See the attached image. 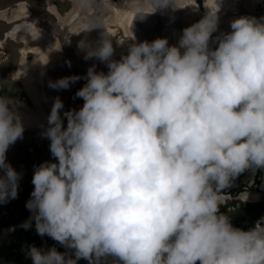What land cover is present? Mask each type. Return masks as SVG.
<instances>
[{"label": "clouds", "instance_id": "obj_1", "mask_svg": "<svg viewBox=\"0 0 264 264\" xmlns=\"http://www.w3.org/2000/svg\"><path fill=\"white\" fill-rule=\"evenodd\" d=\"M207 6L178 44L133 43L119 61L107 30L96 47L80 41L85 59L109 70L89 68L76 93L83 106L64 112L66 127L55 98L44 132L55 162L35 169L23 227L34 220L39 235L89 264L106 256L121 264H264V218L243 230L219 212L232 178L264 168V19L233 20L212 48L218 8ZM24 131L17 102L0 95V203L18 195L21 177L7 151ZM29 254L33 264H75L56 248Z\"/></svg>", "mask_w": 264, "mask_h": 264}, {"label": "flooded vegetation", "instance_id": "obj_2", "mask_svg": "<svg viewBox=\"0 0 264 264\" xmlns=\"http://www.w3.org/2000/svg\"><path fill=\"white\" fill-rule=\"evenodd\" d=\"M56 1L57 0H0V37H2L4 41L6 40L7 37L15 38L19 36V38H21V42L24 41L25 43L26 38L32 37L31 39H29L30 44H36V43L41 44V42L43 43L50 42L51 41L50 39L52 38L54 40H52L51 42L53 43L55 41L53 43L55 45L54 48L56 49L57 46H59L58 48L59 54L56 57V60H54L52 64L48 66L49 68L46 69V73H44L43 75V78H42L43 89L45 88V84H44L45 75H47V73L50 72L52 68L55 69V67L57 66H59V69H58V73L56 74V77H57L56 80L63 78L65 76L66 77H70V76L80 77L78 81L71 84V88H73L78 82L80 83L81 80L84 81V85H85L87 83L88 70L89 68H92L93 66L95 67L96 72L107 73L109 70L107 67V62L99 61V62L93 63L91 59H93L94 57L90 59H85V56H82L80 54L81 48L80 47L77 48V46L74 45V42L71 40L74 35L73 32H78L76 33L78 34L77 36H81L82 39H84L85 38L84 33L86 31L89 32L88 30L89 28L91 29L90 33L93 32L92 34L94 35L93 36L94 38L92 36L91 37L95 39L96 38L95 35L98 36L99 38L100 35H102V33H104L107 30V27H106L107 24H105L104 16L108 14L106 10L104 9L107 8V10H109V8L105 4V2L107 3L108 0H99L98 2L94 0L97 3L95 9L92 7L95 4V2H92L93 0H89V4L86 6L81 3V0H77L78 2L76 0H68L69 2L63 3L60 6L61 7L60 9H59V6L55 3ZM63 1H66V0H63ZM193 1H194L193 2L194 4L191 8L192 9L191 11H187L182 6H179L176 0H172V2L169 3L166 7L157 6L156 11L161 13L164 10L161 14L163 18H161V16L160 18L159 17L152 18L151 25L148 24V21L150 19L152 12H155V10L152 12L144 11V12H149V13L141 14V15H146V16L138 15L137 19H135V22L133 23V26H131L137 38L138 43H140L139 42L140 37L143 39L142 36L144 34V31L148 30L150 33L149 35H151L153 33V29L155 27L156 28L158 27L159 30H158L157 38L167 37L169 41V45L178 44L179 38L183 34V30L185 28L190 27L194 24H197L202 19H204L206 16H208L209 13L212 11L211 8L208 9L209 7L206 6L205 0L202 6L197 2V0H193ZM75 2L79 5V12L77 14H75L76 12H74L73 14L72 13L70 14V11L72 10L73 4H75ZM238 3H239L238 4L239 12L241 14L239 13L237 16H246L242 14L243 12L242 9L248 8L251 11L252 6L254 7L255 5H259L260 0H244V1L238 0ZM76 7L78 8V6ZM216 8H213V10H215ZM204 10L209 11L207 15H204ZM10 12L11 14L9 16ZM229 12L233 14L231 10H227L228 14ZM227 13L226 12L223 13L225 17H222L221 19H219L220 18L219 14H216V16L218 17V27H217L216 32H214L212 35V42H210V47L212 48H215L216 46H218V44L216 43V38L219 36V30L223 27V25H225L224 19L232 16V15L227 16ZM63 14H65V16H63ZM87 19L94 20V21H91L92 22L91 23L90 21H86ZM157 19L161 21V24L155 22V20ZM76 20H78L77 23L75 22ZM228 22L231 25L232 20L230 19L228 20ZM72 23H74L73 26L75 27L73 29H71ZM92 24H93V27H92ZM120 27L122 28V26ZM37 30H38V33L40 32V35L37 33L39 36H42V35L45 36V38L41 39V42L33 38L34 35H36L35 32H37ZM122 30H123L124 35L127 38V35L123 28ZM71 31H73L72 32L73 34L69 37L67 33H70ZM58 34L62 36V39L60 40L58 39L59 38ZM92 38H89L87 40V43L89 45L91 44V42L96 43L95 40H92ZM111 39H112V44H113L114 38H111ZM141 42H144V41L142 40ZM56 44L58 45L56 46ZM23 49L24 48L21 49V54L23 53L22 51ZM27 53L28 55L29 54L33 55V52L30 49L27 50ZM127 53L128 52H124L120 55L113 56L112 59L119 61ZM59 56H61V58H59ZM34 57L32 58V60L34 59ZM32 60H27V61H32ZM68 60H72V62L67 63ZM80 88L82 87L79 86L77 88L72 89L73 96L70 99L69 110L74 109L78 111L83 106V103H84L83 99L76 96V93ZM65 111H68V110H67V106L65 107V104H64V108L61 109V115H63ZM65 123L66 122L64 121V126L66 127L67 124ZM42 132H45V130ZM250 169L251 168L246 169L243 175L239 174L238 176L232 178V181L230 182L229 186L224 188V191L221 192V195L224 196L223 203H225L227 199H242L244 201H260L261 203L264 204V199L263 200H249V199L243 198L242 196V192L244 191L242 189H245V187H247L248 182H246L245 179ZM258 169L259 168H255V174H254L255 182H256ZM260 169L262 171V177H263L264 169L263 168H260ZM262 217H260L257 221H259ZM237 228H240V227L237 226ZM197 264H200V262L197 261Z\"/></svg>", "mask_w": 264, "mask_h": 264}, {"label": "water", "instance_id": "obj_3", "mask_svg": "<svg viewBox=\"0 0 264 264\" xmlns=\"http://www.w3.org/2000/svg\"><path fill=\"white\" fill-rule=\"evenodd\" d=\"M154 17L160 18V14L150 16V18ZM155 22L161 24L159 19ZM158 30V27H155L151 35L148 30L144 31L143 41L155 40ZM70 62L72 60L67 61V63ZM58 69L59 66L45 75V94L53 103L55 98L59 97L69 110L70 99L73 96L72 89L83 87L84 81L81 80L73 88L70 86L67 89H53L49 83L56 81ZM63 119L67 124L66 117L63 116ZM7 161L16 169L21 178L17 197L6 203H0V264H33L29 254L33 246L47 252L51 248L58 250L59 244L48 235H39L34 220L31 222V227L27 229L23 227V224L32 216L26 203L31 198L34 189L32 178L35 169L45 161L55 162V158L50 152V141L38 133L30 137H22L10 145L7 151Z\"/></svg>", "mask_w": 264, "mask_h": 264}, {"label": "rangeland", "instance_id": "obj_4", "mask_svg": "<svg viewBox=\"0 0 264 264\" xmlns=\"http://www.w3.org/2000/svg\"><path fill=\"white\" fill-rule=\"evenodd\" d=\"M96 1L98 2L99 0H96ZM133 1L137 2L138 4H141V3L144 4L145 3V0H114V1L108 0L107 3L104 1L106 6L109 8V12H110L108 15H106L104 17L105 18V24H107L108 32L114 34V36L111 37V38H114V40H113L114 43H117V42H120V41H124L127 38L124 35L123 30L120 27V25H118V23L115 22L114 17H112V18L109 17V15L111 13H113V12H111V9H112V6H113L111 4L113 2L115 5L120 7L122 12L126 13L127 10H128L129 5H131V2H133ZM66 2H69V1L68 0H66V1L57 0L55 3L59 6V9H60L61 8L60 6L63 3H66ZM92 2H95V1L93 0ZM151 2H153V1L151 0ZM205 2H206V5H207L209 0H205ZM128 3H130V4H128ZM222 3H223V5L221 7L215 6V7L218 8V11L215 14H219V16H220L219 19H221L222 17H225L223 15V13H225V12L227 13V10H231L233 14H231L230 12H229V14L227 13V16H230V15H232V16L224 19L225 20V25H223V27L219 30V32H220L219 36H221L222 34H226V33L231 31V25L229 24L228 20L231 19L233 21V20L241 17V16H237L240 13L239 12V7H238V4H239L238 0H222ZM76 4H77L76 2H75V4H73V8L70 11V14L71 13L73 14L74 12H76L75 14H77L79 12V5L78 4L76 5ZM96 4L97 3L95 2L94 6H93L94 9L96 8ZM76 6H78V8ZM224 6H228V7L224 8ZM113 8H114V6H113ZM76 9H77V11H76ZM208 9H210V8H208ZM242 10H243V12H242L243 15H246L248 17H255L258 20L264 19V0H260L259 5H255L254 7L252 6L251 11L248 8H243ZM179 11H177V12H179ZM106 12H107V10H106ZM208 12H209L208 10H204V15H207ZM10 14H11V12L9 13V16H10ZM141 14H145V13H140V15ZM114 15H116V13H114ZM63 16H65V14H63ZM86 21H90L91 22V21H94V20L87 19ZM75 22L77 23L78 20H76ZM74 23H72L71 29L75 28L73 26ZM80 26H81V24H80ZM72 32L73 31H71L70 33H67V34L70 37L74 33V35H73L71 40L78 47V45H77V44H79L78 42H80L81 40H84L85 38L82 39L81 36H77L78 34H76V33H78V32H73V33ZM101 36L102 35H100V37L98 38V36L95 35V37H96L94 39L95 42L100 41ZM58 39L59 40L62 39V36H61V38L59 37ZM84 41L87 42V38ZM25 43H24V41L21 42V38H19V36L15 37V38L7 37L5 41L4 40H0V88L2 86H5V85H10L13 89L16 88V86H20L21 89H22V94L18 98L13 99L14 101L17 102L18 110L19 109L23 110L24 113L28 114L29 116L30 115L40 116V112H39L38 107L33 102L32 98H31V95L29 94V91L26 89V86L24 85V83L19 78V74H20V71H21V63L25 59L26 60H32V58L35 56L34 54L33 55H31V54L28 55L29 51H28V53L25 51L24 53L21 54V49L22 48H26ZM114 43H113V45H114ZM82 53L85 54L84 52H82ZM82 53L80 52V54L82 56H84ZM59 58H61V56H59ZM91 61L93 63H95V62H99L100 60H98L97 58H93V59H91ZM40 129L41 128L35 127V128H32V130L30 128L29 130H26L25 132H27V133L30 132L29 135H31L33 132H35V133L42 132V131H40ZM254 174H255V168H251L248 171L247 177L245 179V181L248 182V183H247V187H245V189H242V190H244L242 192V196H243V198H246V199H249V200H263L264 199V194H263L264 187H261V185L256 184V182L254 181V177H255ZM262 218H264V216ZM84 260H86V259H84ZM82 262H83V264H89L88 260L85 263H84V261H82ZM115 262L117 264L121 263V262H119L117 257L106 256V257H102L99 260L98 264H116Z\"/></svg>", "mask_w": 264, "mask_h": 264}, {"label": "bare ground", "instance_id": "obj_5", "mask_svg": "<svg viewBox=\"0 0 264 264\" xmlns=\"http://www.w3.org/2000/svg\"><path fill=\"white\" fill-rule=\"evenodd\" d=\"M193 2H194L193 0H178L179 6H182L187 11H191L192 10L191 8H192V6L194 4ZM136 3L137 2H134V1L131 2V5H129L128 10H127L126 13L122 12L120 7L115 5L113 2L111 4V5L114 6V8L112 6L113 10L111 9V12H113V13H111L109 15V17L110 18L114 17L115 22H117L120 26H122V28L124 29V31H125V33L127 35V39L126 40L114 43V45H113V47H114L113 56H117V55H120V54H122L124 52H128L129 47L133 43H138L137 38H136L132 28H131V26H133V23L135 22V19H137V16L140 15V13H137L138 9L139 10H143V11H151V12L155 10V12H152L151 16H155L156 14H160V16H161L162 12L164 11L163 10L161 13L156 11L157 7L156 8L153 7V2H151V0H145L146 4L145 3L144 4H142V3L141 4H138V3L136 4ZM128 4H130V3H128ZM207 5L212 6V8H216L215 6L221 7L223 5V3H222V0H209ZM225 7H227V6H224V8ZM104 10H107V8L104 9ZM109 13H110L109 10H107V14H109ZM114 13H116V15H114ZM161 18H163V17L161 16ZM151 22H152V18L149 19L148 24L151 25ZM92 27H93V24H92ZM88 30H89V32L86 31L84 33L85 34V38H87V40L94 36L92 34L93 32L90 33L91 29L88 28ZM50 31H51V29H50ZM37 33H38V30H37V32H35L36 35H34L33 38L35 40H39L41 42V39L45 38V36H43V35H42L43 37L39 36L40 32L38 33L39 35ZM55 34H57V33H55ZM219 34H220V32H219ZM60 36L61 35H59V37ZM143 36H145V35L143 34ZM133 37H134V39H133ZM31 38L32 37H29V38L25 39L26 40L25 41L26 42L25 43L26 48H24L23 49L24 51L23 50L22 51L24 53L25 51L27 52V50L30 49L33 52V54L35 55V57H34V59L32 61H27L25 59L21 63V71H20V74H19V78L21 79V81L26 86V89L29 91V94L31 95V98H32L33 102L38 107L39 112H40V116H36V115H30L29 116L28 114H25L24 111L21 110V109H19L18 111H19V113H20V115L22 117V122L24 124L25 131L29 130L30 128L32 130V128H35V127L41 128L40 131H44L48 127V117H49V115L51 113V109H52V106H53L51 104H53V103L50 100L48 102V98H47V96L45 94V91H44L45 88L43 89V87H42V84H43L42 83L43 82L42 78H43L44 73H46V69L49 68L48 66L51 65L54 60H56V57L59 54L58 53L59 46H57L58 44H56L57 48L56 49L54 48L55 45L53 43L55 41L52 43L51 41L54 40L52 38L50 39L51 40L50 42H46V43L41 42V44H39V43L30 44L29 39H31ZM93 38H92V40H94ZM0 40H3V38L0 37ZM142 40L143 39L140 37L139 38V42H141ZM97 44H98L97 42L96 43L91 42L90 45L92 47H96ZM80 52L81 53L82 52L85 53V51L82 50V49L80 50ZM83 55L85 56V54H83ZM52 70H53V68H52ZM44 84H46V83L44 82ZM50 102H51V104H50ZM62 118H63V115H62ZM25 131H24L23 137H30L31 135H35L36 134L35 132H33L31 135H29L30 132L27 133ZM38 134L39 135H44V132H40ZM45 139H47V138L45 137ZM47 140L50 141L49 139H47ZM58 251L65 255L66 260H72V261L75 262V264H83L82 261H84V263L87 262V260H84L82 258L81 259H76L75 250L72 249V248H68V247H66L64 245H61L60 243L58 244Z\"/></svg>", "mask_w": 264, "mask_h": 264}, {"label": "trees", "instance_id": "obj_6", "mask_svg": "<svg viewBox=\"0 0 264 264\" xmlns=\"http://www.w3.org/2000/svg\"><path fill=\"white\" fill-rule=\"evenodd\" d=\"M197 2L202 6L204 0H197ZM0 94L16 99L22 94V89L20 86H16V88L13 89L10 85H5L0 88ZM243 173L244 171L240 174L243 175ZM256 182L264 187V176L262 177V171L260 168L257 172ZM222 191H224V188L221 192ZM219 212L228 216L234 227L238 226L243 230H249L253 228L256 221L264 215V204L260 201L227 199L225 203L220 204Z\"/></svg>", "mask_w": 264, "mask_h": 264}]
</instances>
